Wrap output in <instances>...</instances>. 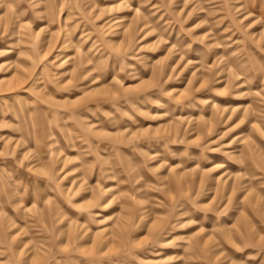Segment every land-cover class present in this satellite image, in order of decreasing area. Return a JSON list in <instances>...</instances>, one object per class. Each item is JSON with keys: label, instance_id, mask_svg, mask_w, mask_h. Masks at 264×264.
<instances>
[{"label": "rangeland", "instance_id": "1", "mask_svg": "<svg viewBox=\"0 0 264 264\" xmlns=\"http://www.w3.org/2000/svg\"><path fill=\"white\" fill-rule=\"evenodd\" d=\"M0 264H264V0H0Z\"/></svg>", "mask_w": 264, "mask_h": 264}]
</instances>
